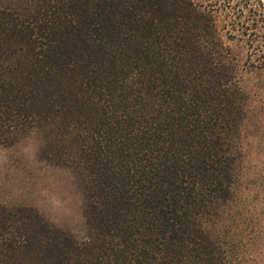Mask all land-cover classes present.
I'll use <instances>...</instances> for the list:
<instances>
[{
    "label": "trees",
    "instance_id": "trees-1",
    "mask_svg": "<svg viewBox=\"0 0 264 264\" xmlns=\"http://www.w3.org/2000/svg\"><path fill=\"white\" fill-rule=\"evenodd\" d=\"M32 133L86 230L0 190V264H264V0H0V147Z\"/></svg>",
    "mask_w": 264,
    "mask_h": 264
},
{
    "label": "rangeland",
    "instance_id": "rangeland-1",
    "mask_svg": "<svg viewBox=\"0 0 264 264\" xmlns=\"http://www.w3.org/2000/svg\"><path fill=\"white\" fill-rule=\"evenodd\" d=\"M39 145L32 133L14 147H0V190L12 202L32 204L56 224L81 235L86 230L84 198L75 174L41 161Z\"/></svg>",
    "mask_w": 264,
    "mask_h": 264
}]
</instances>
